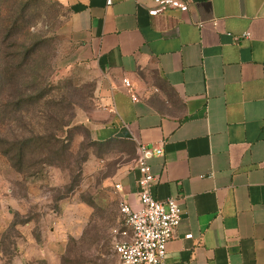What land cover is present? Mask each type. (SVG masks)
I'll list each match as a JSON object with an SVG mask.
<instances>
[{
	"label": "crops",
	"instance_id": "1",
	"mask_svg": "<svg viewBox=\"0 0 264 264\" xmlns=\"http://www.w3.org/2000/svg\"><path fill=\"white\" fill-rule=\"evenodd\" d=\"M62 3L69 40L99 76L92 139L136 152L163 143L152 193L183 209L166 264H264V0H190L159 15L154 0ZM138 177L115 190L135 209Z\"/></svg>",
	"mask_w": 264,
	"mask_h": 264
},
{
	"label": "rangeland",
	"instance_id": "2",
	"mask_svg": "<svg viewBox=\"0 0 264 264\" xmlns=\"http://www.w3.org/2000/svg\"><path fill=\"white\" fill-rule=\"evenodd\" d=\"M17 19L22 30L8 50L17 60L37 51L21 78L0 84V146L34 139L41 147L22 173L0 151V264H118L115 185L134 169L136 149L95 141L85 126L99 76L67 36L62 0H0V24Z\"/></svg>",
	"mask_w": 264,
	"mask_h": 264
},
{
	"label": "built area",
	"instance_id": "3",
	"mask_svg": "<svg viewBox=\"0 0 264 264\" xmlns=\"http://www.w3.org/2000/svg\"><path fill=\"white\" fill-rule=\"evenodd\" d=\"M154 3L155 6L149 10L150 15H159L173 9L187 12L190 0H154ZM250 36V32H245L234 35L233 39L239 42ZM123 83L128 90H132L129 79L125 78ZM131 98L133 101L139 100L135 94ZM164 152L163 143L138 145L134 168L139 172L137 187L140 207L135 209L125 200L119 202L123 224L114 229L113 245L119 258L118 264H166L167 243L182 220L183 209L180 198L170 197L160 201L153 196L152 188L157 176L152 172L149 160L164 155ZM121 188L120 184L115 185L116 190ZM186 238L192 239L193 234H187Z\"/></svg>",
	"mask_w": 264,
	"mask_h": 264
},
{
	"label": "trees",
	"instance_id": "4",
	"mask_svg": "<svg viewBox=\"0 0 264 264\" xmlns=\"http://www.w3.org/2000/svg\"><path fill=\"white\" fill-rule=\"evenodd\" d=\"M23 13H25V11H23ZM20 30H22L20 19L14 22H4L0 24V84L3 88L16 79L18 80L21 78L22 75L20 74H24L25 71L23 70L25 65L30 62L37 51V46L32 45L23 52L21 56L22 59L17 60L21 53H14L8 50L9 47L17 45L16 38L21 33ZM1 65L4 66L1 67ZM35 100H37V98ZM25 102H29V105L35 103L34 100ZM22 105L23 103L17 102L13 104V109L15 111L21 110ZM3 142L5 145L2 144V146H0L1 153L9 159L20 173L23 172L29 158L37 152L39 149L38 147H41L40 142L34 139L4 140ZM67 260L68 259H66V262L69 263Z\"/></svg>",
	"mask_w": 264,
	"mask_h": 264
}]
</instances>
